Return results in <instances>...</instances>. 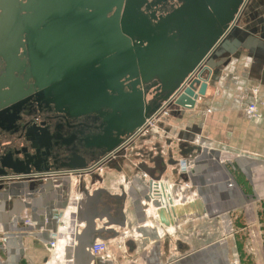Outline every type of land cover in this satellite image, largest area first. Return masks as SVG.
I'll return each instance as SVG.
<instances>
[{"label":"water","instance_id":"95a60500","mask_svg":"<svg viewBox=\"0 0 264 264\" xmlns=\"http://www.w3.org/2000/svg\"><path fill=\"white\" fill-rule=\"evenodd\" d=\"M237 8L227 12L209 0H0V60L6 63L0 85L10 88L0 96L5 102L0 106V176L18 181L11 178L14 174L31 181L32 174L87 169L96 161L94 150L104 156L123 149L129 144L126 138L162 106L167 107L163 112L193 110L206 95L209 80L237 58L240 49H264L262 41L246 39L252 31L234 25ZM26 59L33 73L26 70L15 87L12 75L21 73ZM95 64L100 67L95 69ZM31 77L35 91L31 86L27 95L22 85ZM34 106L54 107L85 123H27ZM95 115L102 120L103 133L82 137L79 128H91L88 121ZM157 170L158 176L155 171L146 174L159 181L166 166L161 163ZM6 187L1 185L0 192ZM151 187L149 182L148 191ZM101 192L86 191V202L81 201L72 216V233L84 222L86 229L74 246L66 247V264H108L91 253L95 241H106L110 232L94 229V220L105 217H97L95 210ZM146 201L157 209L159 227L169 231L177 225L175 206L163 208L149 196ZM158 232L146 225L135 229L144 246L159 241ZM150 235L154 237L146 239Z\"/></svg>","mask_w":264,"mask_h":264},{"label":"crops","instance_id":"0c3cea01","mask_svg":"<svg viewBox=\"0 0 264 264\" xmlns=\"http://www.w3.org/2000/svg\"><path fill=\"white\" fill-rule=\"evenodd\" d=\"M260 30L251 38L264 43ZM238 52L209 80L193 110L174 109L154 120L143 144L136 137L125 154L107 163L104 175L93 177V187L60 175L9 182L0 192V264L45 263L50 242L62 239L86 191H102L95 210L105 217L94 220V229L110 230L109 249L124 239L131 264H264V49ZM253 103L257 119L247 113ZM161 163L164 181L189 182L186 199L174 205L177 225L169 231L158 226L156 216L150 221L142 204L149 194L143 175L158 176ZM145 225L157 228L161 239L144 246L135 229ZM85 229V222L76 225L73 246ZM113 248L109 264L115 263ZM63 258L59 264H66Z\"/></svg>","mask_w":264,"mask_h":264},{"label":"flooded vegetation","instance_id":"af4514ba","mask_svg":"<svg viewBox=\"0 0 264 264\" xmlns=\"http://www.w3.org/2000/svg\"><path fill=\"white\" fill-rule=\"evenodd\" d=\"M96 1V0H95ZM211 1H217V5H219V7L221 6L225 11L227 12H233L234 10H236V6L238 5V12L235 14V18H234V25L237 26L239 29H244V30H252V34L248 35V37H246V39H250L251 35H256L257 31H261L260 29H264V0H209ZM180 4L176 7L179 8ZM264 35V32H263ZM252 39V38H251ZM7 49V47H6ZM12 50V49H10ZM113 56V54H112ZM16 57H18V60L23 61V59L21 58V56L18 54H16ZM53 58V57H52ZM67 59V58H66ZM27 60V64L23 65L22 63L20 64V68L22 69L21 73H17L15 72L12 75V84L15 87L19 86V82L24 80L25 74H27L26 70H29L31 68V74L33 73V66L32 63L30 64L29 59ZM25 60V62H26ZM6 67V63L3 62V60H0V81L2 76L4 75V70ZM100 66L99 64H95V69H98ZM30 71V70H29ZM24 76V77H23ZM91 74L87 75V79H90ZM32 80H30V82H26L23 83V90L28 94L30 90H31V86L33 88V90L35 91V88L33 87V82H35L34 78L31 77ZM84 86V85H82ZM10 92V88L9 87H1L0 85V96H6V94ZM2 104H5L4 99H2L0 97V106ZM6 108V107H5ZM57 109L52 107L51 109L48 108H44V107H38L36 109V107H33V111L32 114L30 115V117L27 118V120H25L27 123L30 124H37L40 125L42 123H45V125H66L67 122L72 123V124H84L81 121H75L70 115L66 114L65 112L62 113L61 111H56ZM3 110H0V112H2ZM89 122V123H88ZM87 123L88 125L91 126V128L89 129H85V128H79V130H81L83 132V136L82 137H88L90 136V138L94 137L95 135H98L99 133H103V129L99 128L102 120L100 119V117L98 115H95V117L91 120H89ZM92 124V125H91ZM98 127V128H97ZM78 131V130H76ZM63 133H66V131L64 130ZM68 133L69 130H68ZM134 135V134H133ZM131 135L128 139L126 138L125 143H127V141L129 139H131V137L133 136ZM81 137V138H82ZM118 151V150H117ZM117 151H112V152H117ZM111 152V153H112ZM107 155H102V150H94V157L96 159V161H94L93 163L89 164L88 168H92L94 165H97L98 162L102 161L103 159H105L107 156H110V154ZM52 171H49V173ZM14 174H12L13 176ZM4 177V176H3ZM33 182H37L35 180H32Z\"/></svg>","mask_w":264,"mask_h":264},{"label":"built area","instance_id":"2783aa9c","mask_svg":"<svg viewBox=\"0 0 264 264\" xmlns=\"http://www.w3.org/2000/svg\"><path fill=\"white\" fill-rule=\"evenodd\" d=\"M247 113L250 115L251 118H259V111H258V105L256 103L251 104L248 108H247ZM161 114H167V112L161 113ZM155 116L154 119H150L149 121H147L146 125L140 129L138 132H136L135 136L140 135L141 133H143L148 126H150V124L152 125V122L156 119H158L160 117V115ZM115 158V154H113L109 159H107L106 161H104L102 163V165L100 166V163L93 166V168H91L90 171H87L86 173H91L94 171H98V170H103L102 168L109 162H111V160H113ZM65 170H61V171H55V172H50V173H44V174H38V175H33L35 181H47L52 177H55L57 175L60 176H68V174H77L78 181L79 182L81 180V175L83 174L82 171L80 172H64ZM145 177H147V175H144ZM19 177H13L12 179H21ZM149 178V177H148ZM149 182H151V190L148 192V196L152 199V200H159L162 204L163 208H167L170 209L172 206H174L176 204V202H181L183 201V196H185L186 199V193L185 191L189 188V182L186 183L184 181H179L177 183H169L167 181H164L163 179L159 180V181H153L149 178ZM168 188V189H166ZM170 189V191H169ZM177 191V192H176ZM168 194L172 195L171 198H169V196H167ZM184 199V200H185ZM170 200L173 201L174 205L170 204ZM144 207H148V210L154 209L155 212H157V209H155L152 204H150L149 202L146 201V199L143 200L142 202ZM156 218L158 219V217L156 216ZM26 224H33L30 220H26L25 222ZM122 240L118 241V247H120V242ZM124 243V241H123ZM60 244V239H55L53 241L50 242L49 244V249H50V254L51 257L43 264H53L55 262V260L57 261H61V259L63 258V256L60 259V255H59V245ZM91 253L92 255L97 258V259H101L103 261H111L113 260V254L111 253L110 249H109V245L107 244L106 241L103 240H96L95 243L93 244L92 248H91ZM235 264H238L237 262H235Z\"/></svg>","mask_w":264,"mask_h":264},{"label":"rangeland","instance_id":"374dc122","mask_svg":"<svg viewBox=\"0 0 264 264\" xmlns=\"http://www.w3.org/2000/svg\"><path fill=\"white\" fill-rule=\"evenodd\" d=\"M170 110H173V109H170V108H168L166 111H168L167 113L169 114L170 113ZM177 111H178V109H176ZM164 113V112H163ZM161 114V113H160ZM159 115V114H158ZM162 115H164V114H161L160 115V117L162 116ZM155 118V117H154ZM153 118V119H154ZM154 127V124H150V126H148L147 127V129L143 132V133H141L140 135H137V136H135V134L131 137V139H129L128 141H127V143H129L128 145H126V147H124L123 149H122V152L121 153H118V155L119 154H125L126 153V151L129 149V147L132 145L133 146V140L136 138V137H138V139H137V141H136V143L138 142V144L140 145V144H143V136H146V135H148V131L149 130H151L152 128ZM140 137V138H139ZM131 146V147H132ZM118 155H116L115 154V158L118 156ZM111 157V156H110ZM109 157V158H110ZM107 160V159H106ZM106 160H104V161H106ZM103 161V162H104ZM103 162H101L100 163V166L102 165V163ZM95 166V165H94ZM106 167H108V165L106 164L102 169L103 170H98V171H94V172H91V173H86V172H83V174H80L81 175V180L79 181V184H81V185H85V186H89V187H93V185H95V184H97L96 182H98V181H96L95 182V180H93V177H96V176H102V175H104L105 174V172H106ZM93 168V167H92ZM91 170V167H90V169H89V171ZM146 173H144V175H145ZM76 175L77 174H68V176H65L66 178H68V179H71L73 182H77L78 181V178L77 177H79V176H77L76 177ZM143 175V179L145 180V181H147V179H148V175H147V177H145ZM58 177V176H57ZM62 177V176H61ZM63 178V177H62ZM34 179V178H33ZM52 179V178H51ZM24 180H27V179H24ZM31 180V179H30ZM42 181V180H41ZM87 183H86V182ZM9 182H12V181H8L6 178H0V186L1 185H6V186H8V184H9ZM45 182V181H44ZM78 183V182H77ZM166 189H168V188H166ZM148 191V190H147ZM169 191H170V189H169ZM167 196H169V198H171L172 197V195H170V194H168ZM69 210V209H68ZM72 210V209H71ZM71 210H70V212H71ZM148 212H150L149 214H150V217H155L156 216V212H155V210L154 209H151V210H149ZM75 212H72V213H70L69 214V216H68V219H67V223H66V230H68V228H69V226H70V224H71V222H72V216H73V214H74ZM65 214H66V212H64L63 213V215H62V217L64 218V216H65ZM29 225H32V224H29ZM62 225V224H61ZM61 228V226H59V228L58 229H60ZM76 229V228H75ZM66 230H65V232H66ZM64 232V233H65ZM63 233V234H64ZM73 233L72 234H68L65 238H63V239H61V245H60V248H59V255H60V259H61V257L63 256L64 257V255H65V250H66V247H68L70 244H72L73 243V241H74V239H73ZM122 241L120 242V247H118V243H117V245H116V247H110V251H112V248H113V253H114V259H115V263L114 262H111L112 264L114 263V264H131L132 262H134L132 259H129L128 257H129V255H128V250L126 249V247L124 246V243H123V241H124V239H121ZM62 260H64V258L62 259ZM53 264H59V261H57V260H55V262L53 263ZM109 264V263H108Z\"/></svg>","mask_w":264,"mask_h":264},{"label":"bare ground","instance_id":"6f19581e","mask_svg":"<svg viewBox=\"0 0 264 264\" xmlns=\"http://www.w3.org/2000/svg\"><path fill=\"white\" fill-rule=\"evenodd\" d=\"M176 100V99H175ZM162 108V107H161ZM161 108L159 109V111L157 112V114L158 113H160L162 110H161ZM108 112H110V111H108ZM157 114H155L154 116H152L153 118L155 117V116H157ZM152 118V119H153ZM101 119V118H100ZM138 132V131H137ZM119 149H122L121 147L119 148ZM119 149H117V150H119ZM117 150H114V151H117ZM113 154V153H112ZM111 155V154H110ZM108 157V156H107ZM101 162V161H100ZM89 169L90 168H87V169H84V170H81V171H89ZM67 171H70V172H76V170H73V171H71V170H67ZM80 172V171H79ZM70 229H71V224H70V226H69V228H68V230H66V232L64 233V234H62L61 235V238L63 239V238H65L68 234H72V232L70 231ZM59 245H61V240H60V244ZM59 248H60V246H59Z\"/></svg>","mask_w":264,"mask_h":264}]
</instances>
